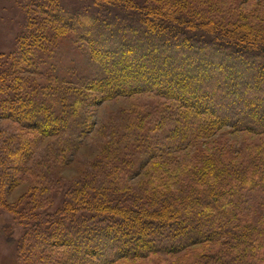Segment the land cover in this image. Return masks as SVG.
<instances>
[{"label":"trees","instance_id":"obj_1","mask_svg":"<svg viewBox=\"0 0 264 264\" xmlns=\"http://www.w3.org/2000/svg\"><path fill=\"white\" fill-rule=\"evenodd\" d=\"M248 1L20 0L0 53V117L23 131L0 133V206L31 174L19 261L264 264V0ZM145 94L167 104L121 113L66 186L94 110Z\"/></svg>","mask_w":264,"mask_h":264},{"label":"rangeland","instance_id":"obj_2","mask_svg":"<svg viewBox=\"0 0 264 264\" xmlns=\"http://www.w3.org/2000/svg\"><path fill=\"white\" fill-rule=\"evenodd\" d=\"M28 4L29 3H27V5ZM254 4L255 0H249L242 5V8L245 11H248L254 6ZM23 5L24 3H20V0H0V53H7L9 46L14 43V36L20 30L19 22L22 19L21 9ZM32 5L33 4H31V7ZM82 59L83 57L80 58L77 54V61ZM60 60L59 64L63 62L65 65L71 64L69 60ZM91 61H93V59ZM78 64L79 63L77 62L76 65L78 66ZM33 74L34 73H27L25 76H35L36 80H41V78H38L41 76ZM163 104H167L165 99L152 94H145L130 98L117 99L99 105L97 109L94 110L92 120L94 124L93 132L86 138H83L80 147L74 156L73 162L60 172V177L64 179L63 183L67 186L71 181H75L77 178L79 179L83 175V170L86 166L100 159L102 147L108 142L106 137L109 132L107 131L114 123L121 119L122 114L126 115L129 111L137 113L141 112L142 114L153 113L156 108L161 107ZM18 132L22 133L23 131L17 123L0 117V133L11 136ZM245 138L246 137L242 136V134H238L233 135L229 140L239 144L242 143V141L247 140ZM49 142L50 140H43L37 144L36 147L45 148ZM41 154L42 151H36L34 157L38 159V157H41ZM32 163V160H26L24 163V170L30 169ZM144 171L141 172V174H144ZM141 174L134 178L132 181L133 184H138L141 179H144ZM30 176L31 174L29 171L24 173L19 179V184L14 185L10 190H6V203L8 206H0V264H26V262L19 261L18 256H16V242L21 236L20 231L22 230V226L19 225V222H15V216L13 215L16 211L13 209L16 208V210H19L21 209L19 205L24 204L23 201L20 200L23 197L28 196L27 192L32 187L29 180ZM161 256L166 257L163 255ZM160 259H164L168 264L175 263V259L172 258ZM153 261L158 262L159 260L154 259ZM153 261L151 264H153Z\"/></svg>","mask_w":264,"mask_h":264}]
</instances>
